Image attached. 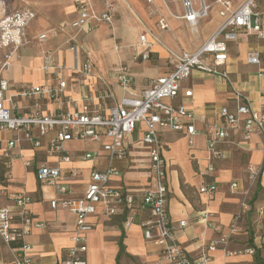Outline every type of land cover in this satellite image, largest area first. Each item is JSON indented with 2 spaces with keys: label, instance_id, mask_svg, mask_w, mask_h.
Wrapping results in <instances>:
<instances>
[{
  "label": "crops",
  "instance_id": "0c3cea01",
  "mask_svg": "<svg viewBox=\"0 0 264 264\" xmlns=\"http://www.w3.org/2000/svg\"><path fill=\"white\" fill-rule=\"evenodd\" d=\"M95 1V4L90 3L97 12H102L105 6H97ZM155 1L158 11H152L153 7L143 3V0H121L116 12L117 20L112 29L107 25L99 26L101 22L98 21H91L80 31L71 27L70 23L78 17L75 3L66 8L60 7L57 16L46 11L45 17L40 18L38 15L30 22L26 31L28 42L11 57L6 67H3L4 59L2 60L0 76L9 80L11 91L26 84L58 87L57 79L46 74L43 69L45 55L53 53L54 59L66 66L62 73L67 86L60 100H42L43 113L71 110L88 100L97 102L100 90L105 85L113 87L116 98L108 100L104 105H114L128 93L118 84L114 71L120 63L128 65L133 78L132 92L140 94L152 79L170 71L167 48L176 52H193L222 22L219 6L214 4L215 0H205L208 4L213 3V6L210 15L200 19L196 31L191 30L188 21L183 17L185 8L181 1ZM169 2H173L172 6ZM193 3L196 8L199 7L198 1ZM161 15L169 23V30L159 27ZM146 31H151L159 40L148 34L150 57L134 61L133 47L139 43L141 34ZM40 33H46L48 40L40 41ZM73 43L78 45L77 52L71 48ZM253 46L263 50L262 63L259 66L247 63L248 50ZM143 49V46H139V51ZM229 55L228 70L232 84L221 76L199 70H194L182 82L179 99L183 100L198 119L206 115L211 120H219L218 109L221 106L229 105L233 108L235 102L232 85L250 96L254 108L258 109L264 104V40L242 37L230 44ZM85 60L93 61L94 73L86 77H75L74 70L80 68ZM186 89L192 90V96L184 97L183 91ZM17 107L20 111L34 109L33 101L25 99H19ZM139 126V139L133 140L134 133L128 138V157L116 159L111 163L119 170V174L110 179L113 186L134 193L136 204L133 208H124L112 218L103 216L102 207L98 206L97 212L89 217L93 228L87 233L88 264H122L121 262L128 259H135L140 264H157L160 260L162 248L147 241L143 235L142 223L150 214L148 210L141 209L142 195L152 186V180L149 171V150L141 141L144 125ZM202 126L203 124L198 122V127ZM160 133L165 141L164 156L168 161V208L171 221L176 227L175 237L190 255L197 256L202 245L227 231L240 202V195L235 192L246 189L248 165H264L262 136L255 134L246 141L239 134H235L230 141L221 145L224 157L216 161L215 171L208 177L203 175L209 163L207 139L203 133L194 135L192 144L184 132L163 129ZM16 136L14 131L0 130V143L3 145L6 140ZM53 136L54 133H49L44 139L49 141ZM105 140L67 143V151L72 160L62 162L61 166L66 172L77 171L78 175L75 179L65 182L69 189L66 195H60L53 185L37 177L40 161L47 160L51 165L58 164V159L48 157L44 148L36 149L30 141L23 140L14 148V153L21 157L17 158L10 168L0 161V206H10L17 210L12 197L26 193L31 197L29 209L34 220L44 224V227H33L27 236V240L33 245L37 264H61L65 257L67 247L72 244L75 216L66 208L53 209L51 200L56 197H81L89 182L91 171L108 168L110 163L103 153L91 160L83 159L85 152L101 150ZM24 159L30 160L32 166L27 167ZM205 181H216L217 191L213 195L200 192L199 187ZM232 182L239 183L238 189H231ZM258 183V188L262 189L258 194L262 203L264 169ZM203 213L207 215L200 219ZM131 215L134 216L132 224L125 226ZM181 220H186L188 224L180 227ZM241 229L243 230V227ZM241 232L235 236H240ZM251 240L255 253L260 250L263 256L261 248L264 236L256 235L251 237ZM238 241L235 238L230 243L231 250H237L234 247ZM255 253L228 255L219 249L213 253L210 264H256ZM15 254L16 250L0 238V264H9Z\"/></svg>",
  "mask_w": 264,
  "mask_h": 264
},
{
  "label": "built area",
  "instance_id": "2783aa9c",
  "mask_svg": "<svg viewBox=\"0 0 264 264\" xmlns=\"http://www.w3.org/2000/svg\"><path fill=\"white\" fill-rule=\"evenodd\" d=\"M153 5L155 0H146ZM166 3V1H163ZM185 8L184 18L192 31L197 30V25L202 18L210 15L213 6L205 0H199V7L194 6L193 0H182ZM219 6L221 24L212 35L195 51L176 52L170 48V71L154 78L140 94L132 92L133 78L128 65L120 63L114 69L118 84L128 92L114 105L105 106L108 100L116 98L113 87L105 85L99 93L98 101H84L79 107L71 110L50 113L41 111V102L44 98L60 100L62 92L67 86L63 79L65 65L54 59L53 53L45 55L43 69L58 81V87L49 85H21L11 91V84L7 78L0 76V130L14 131L17 136L0 143V161L8 168L19 157L14 153V148L23 140L30 141L34 148H44L48 157H56L58 164L51 165L47 160L40 161L37 166V177L53 185L60 195L69 192L65 182L73 180L78 173L75 170L66 172L61 166L62 162H70L71 155L67 151L70 141H103L101 150L88 151L83 154V159L91 160L102 153L109 160L108 168L104 170L93 169L89 182L81 197L63 198L56 197L51 200L53 209L66 208L75 216V226L72 235V244L67 247L65 257L61 264H88L86 254L88 251L87 233L93 225L89 217L97 212L98 206L102 207V214L107 218L118 215L124 208H133L136 204L135 194L117 188L110 183L113 175L119 170L111 163L116 159L128 157V138L135 132L140 124L144 125L141 141L149 150V171L152 186L142 195V210H148L150 217L142 223L143 235L147 241L162 248L161 257L157 264H210L215 251L222 249L226 254L238 253L254 254V247L244 250H230L231 239L239 230L238 216L233 218L227 231L219 237L202 245L197 256L188 253L185 247L175 237L173 225L168 208V161L164 156L165 141L161 130L184 132L192 144V137L203 133L207 139L209 163L203 172L210 177L215 171L216 161L224 157L221 145L230 141L235 134L243 140H250L255 134L262 136L264 153V104L256 109L252 106L250 96L243 90L232 85L234 93V107L223 105L218 109L219 120H211L206 115L198 119L195 113L180 100L182 82L194 70H199L211 75L223 77L232 84L228 70L230 44L246 39L255 38L264 40V0H215ZM75 9L78 17L70 23L77 31L85 29L91 21L113 23L115 12L114 3L106 2L105 9L97 12L87 0H76ZM152 11H155L152 9ZM36 17L31 9H19L0 15V49L4 52L3 67L25 45L28 40L26 30L30 22ZM161 29L169 30L170 25L161 15L158 21ZM148 34L159 40L151 31L141 34L139 43L134 45L132 59L139 61L150 57V43ZM40 41H47L46 33L39 34ZM139 46L144 49L139 51ZM71 48L77 52L78 45L73 43ZM263 50L261 47H250L247 53V63L261 65ZM94 73L92 60H85L74 70L75 77L90 76ZM192 90L183 91L184 97L192 96ZM25 99L33 101V110L20 111L17 101ZM198 122L202 127H198ZM54 136L46 141L49 134ZM27 167L32 162L24 159ZM264 165L249 166V179L255 182L260 179ZM8 177H10L8 171ZM259 181V180H258ZM239 183L232 182L231 189H238ZM200 192L213 195L217 191L216 181H205L199 187ZM248 192L247 189H244ZM17 210L10 206H0V238L12 249L16 250L14 258L9 264H37L34 258L33 245L27 240L33 227H44L43 223L34 220L29 209L31 197L26 193L12 197ZM238 214V213H237ZM262 227L264 228V207L262 210ZM207 213L201 214L200 219ZM134 216L131 215L125 222L130 226ZM188 224L181 220L180 227Z\"/></svg>",
  "mask_w": 264,
  "mask_h": 264
},
{
  "label": "rangeland",
  "instance_id": "374dc122",
  "mask_svg": "<svg viewBox=\"0 0 264 264\" xmlns=\"http://www.w3.org/2000/svg\"><path fill=\"white\" fill-rule=\"evenodd\" d=\"M76 0L73 1H58V0H0V15H3L4 13H9L13 12L15 10L19 9H31L35 12L36 16L42 18L45 17V12L49 11L51 15H58L60 13L59 9L60 7L66 8L68 5H71L75 3ZM93 4V0H87ZM111 1L114 3L115 7V14L113 17V23H106V22H101L99 26L101 25H107L109 28H113L115 26V22L117 20L116 12L118 5L121 0H98L95 1L97 3V6H105L106 2ZM165 1H181L182 0H165ZM193 1H198L199 0H193ZM207 1V0H206ZM169 5L172 6L173 2L170 3ZM143 3H146L148 6H152L155 11H158V8L155 7L156 1L153 5H149L146 0H143ZM42 16V17H41ZM98 26V25H97ZM27 31V30H26ZM4 59V52L0 50V63ZM141 127L138 126L136 131L133 134V140H138L140 135H141ZM249 166L247 167V182H246V189L248 192H245L244 190L242 192H235L236 194L240 195V202L237 211L234 214L235 216H238V223L240 225V230L238 233L241 231L240 236H233L231 239V242L236 238L239 241L237 242V246L234 247L237 250H244L247 247L252 246L250 238L257 236H264V229L262 228V219H261V213L260 210L263 207L264 201L260 203L261 199L258 197V194L262 191V189L258 188V180L257 179L255 182L252 183V181L249 179ZM238 213V214H237ZM233 217V218H234ZM233 221V220H232ZM243 227V230L241 229ZM260 228V229H259ZM230 249V247H229ZM262 254L264 256V244L262 243V248H261ZM231 250V249H230ZM122 264H140L137 262L135 259H128L124 262H121Z\"/></svg>",
  "mask_w": 264,
  "mask_h": 264
},
{
  "label": "trees",
  "instance_id": "16d2710c",
  "mask_svg": "<svg viewBox=\"0 0 264 264\" xmlns=\"http://www.w3.org/2000/svg\"><path fill=\"white\" fill-rule=\"evenodd\" d=\"M258 186H260L259 183H258ZM251 244L252 245L254 244L253 240H251ZM255 261H256V264H264V257L261 255L260 250H257L255 253Z\"/></svg>",
  "mask_w": 264,
  "mask_h": 264
}]
</instances>
